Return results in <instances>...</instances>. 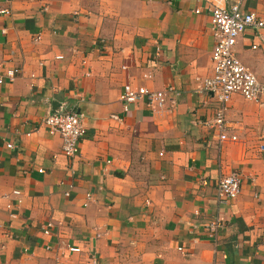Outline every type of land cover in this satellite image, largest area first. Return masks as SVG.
Here are the masks:
<instances>
[{
	"label": "crops",
	"instance_id": "1",
	"mask_svg": "<svg viewBox=\"0 0 264 264\" xmlns=\"http://www.w3.org/2000/svg\"><path fill=\"white\" fill-rule=\"evenodd\" d=\"M212 3L224 0H0V264H264V90L231 95L236 142L194 122L215 107L193 80L211 72ZM240 6L260 13L264 0ZM233 50L264 88V28ZM124 84L172 86L175 103L123 110ZM62 108L84 116L72 157L40 123ZM229 170L239 193L217 203Z\"/></svg>",
	"mask_w": 264,
	"mask_h": 264
},
{
	"label": "built area",
	"instance_id": "2",
	"mask_svg": "<svg viewBox=\"0 0 264 264\" xmlns=\"http://www.w3.org/2000/svg\"><path fill=\"white\" fill-rule=\"evenodd\" d=\"M242 0H224L223 4H210L209 22L210 31L214 39L210 51L211 72L207 76H194L197 91L210 94L215 107L213 113L203 119H196V125L211 131L217 137V145L222 142H236L237 136L232 132L225 119L227 105L232 94H239L243 99L258 101L264 88L255 74L245 66L236 56L233 46L240 34L246 28H264V11L257 13L241 9ZM196 12L198 10H195ZM39 37L36 36V39ZM254 48V46H252ZM19 72L14 67L8 71L7 76L13 79ZM89 73L86 72L85 75ZM3 82V74L0 71V84ZM172 86L159 90H151L144 86L131 87L128 84L122 86L119 100L123 110L127 105L143 99L145 105L152 111H161L173 106L175 101L168 97L173 92ZM116 118L115 115H111ZM83 113L75 108H62L48 110L40 123L49 134L57 135L60 139L61 152L72 157L77 153L79 143L85 135ZM7 147L11 145L6 144ZM41 172L42 169L37 170ZM240 175L235 170L220 172L216 178L214 197L217 203H228L236 198L239 193ZM87 198L89 196L87 195ZM47 222L43 233L50 230ZM193 229L196 227L192 225ZM206 234L215 239L223 227L221 220L215 218L205 224ZM180 249V248H178ZM67 250L77 252L76 246H67ZM89 264H98L95 256H89Z\"/></svg>",
	"mask_w": 264,
	"mask_h": 264
},
{
	"label": "rangeland",
	"instance_id": "3",
	"mask_svg": "<svg viewBox=\"0 0 264 264\" xmlns=\"http://www.w3.org/2000/svg\"><path fill=\"white\" fill-rule=\"evenodd\" d=\"M98 1V0H97ZM92 3H93V0H89V4H91L92 5ZM97 5V4H96Z\"/></svg>",
	"mask_w": 264,
	"mask_h": 264
}]
</instances>
